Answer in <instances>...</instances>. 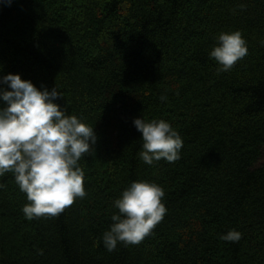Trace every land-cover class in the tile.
Returning <instances> with one entry per match:
<instances>
[{
    "label": "trees",
    "instance_id": "1",
    "mask_svg": "<svg viewBox=\"0 0 264 264\" xmlns=\"http://www.w3.org/2000/svg\"><path fill=\"white\" fill-rule=\"evenodd\" d=\"M236 30L248 55L219 72L209 53ZM262 42L264 0L0 4V76L56 86L55 103L97 135L80 161L87 195L56 217L27 220L26 194L12 173L0 178V264H264ZM138 117L170 122L181 159L144 163ZM138 180L162 186L167 213L141 243L109 252L112 202ZM230 229L238 242L220 239Z\"/></svg>",
    "mask_w": 264,
    "mask_h": 264
},
{
    "label": "clouds",
    "instance_id": "2",
    "mask_svg": "<svg viewBox=\"0 0 264 264\" xmlns=\"http://www.w3.org/2000/svg\"><path fill=\"white\" fill-rule=\"evenodd\" d=\"M12 0H0L10 6ZM209 56L218 63L219 72H228L248 55L247 41L241 31L222 32ZM264 43V42H262ZM0 65V70H2ZM0 178L12 173L19 190L26 194L21 211L27 220L56 217L77 198H84L85 171L80 161L92 154L97 142L94 126L55 103L63 94L54 86L50 91L37 88L20 74L0 76ZM160 99L165 101L166 96ZM141 134L139 158L152 165L161 159L175 163L181 159L183 138L170 122L163 119L134 118ZM6 185L0 183V189ZM165 191L155 182H131L113 200L109 225L102 235L107 251L117 245H138L160 223L167 213L163 203ZM242 233L230 229L220 235L227 242H238Z\"/></svg>",
    "mask_w": 264,
    "mask_h": 264
}]
</instances>
